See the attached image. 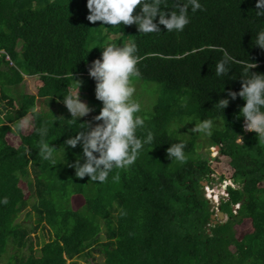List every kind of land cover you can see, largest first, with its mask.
Returning <instances> with one entry per match:
<instances>
[{"label":"trees","instance_id":"1","mask_svg":"<svg viewBox=\"0 0 264 264\" xmlns=\"http://www.w3.org/2000/svg\"><path fill=\"white\" fill-rule=\"evenodd\" d=\"M201 3L204 10L189 12L183 32L161 26L142 34L136 25L89 22L87 0H0V201L7 200L0 203V264H264V142L245 133L243 117L236 118L242 98L223 112L214 108L228 90H240V63L254 62L250 71L264 73V50L254 44L264 17L255 15L257 0ZM174 7L168 0L165 10ZM130 42L139 58L131 82L157 85L152 102L134 95L145 120L137 136L150 131L155 139L107 182L80 179L69 165L82 147L65 141L87 122L98 123L94 117L103 107L88 67L100 57V46ZM224 51L240 63L217 78L214 67ZM27 75L39 77L37 93L15 95ZM78 87L92 111L73 122L62 97ZM29 114L32 128L16 131ZM189 119L222 122L207 138L220 148L214 158L227 159L233 169L231 180L220 176L235 184L227 185L228 199L219 205L225 222L211 223L216 210L203 182L216 169L199 151L203 136L191 132L195 121ZM174 123L187 143L184 164L167 156L178 142L168 132ZM42 128L48 129L45 142L56 148V165L39 155ZM246 220L251 231L240 238L235 227Z\"/></svg>","mask_w":264,"mask_h":264},{"label":"clouds","instance_id":"2","mask_svg":"<svg viewBox=\"0 0 264 264\" xmlns=\"http://www.w3.org/2000/svg\"><path fill=\"white\" fill-rule=\"evenodd\" d=\"M86 6L89 10V22H100L106 27L136 25L138 32L142 34L160 32L161 26H164L168 33L183 32L190 23L189 12L194 14L204 10L201 0H175V7L170 12L165 10L168 0H87ZM138 8L139 11H136ZM255 15L264 17V0H257ZM254 44L264 50V28L255 34ZM100 47V57L88 67V74L95 81L96 99L103 105L99 114L94 117V121L98 123L84 124L82 131L65 141V146L73 149L77 145L82 147V156L69 165L75 169L76 177L83 179L87 176L90 181L103 184L114 169H127L132 166L144 146L151 145L155 137L150 131L143 139L137 136V131L144 128L145 120L138 115L142 111V105L134 98L136 89L131 82L132 77L139 75L136 43L130 42L122 46L109 43ZM236 63H240L238 59L224 51L222 59L215 64V76H228L231 65ZM240 67L243 77L240 90H228L227 98L220 99L214 108L223 112L230 101L242 98L246 103L240 107L236 118L243 117V131L256 133L261 143L264 142V73L250 71L257 67L254 62L240 63ZM79 87L75 92L69 91L62 97L73 122L92 111V108L81 100ZM189 121H195L192 133L206 137H211L222 123L218 119ZM27 123L21 119L17 122L15 130L23 131ZM181 127L174 123L168 130L169 135L176 134L178 142L167 148V156L172 162L184 164L187 162V143L180 139L178 130ZM38 134L41 137L38 145L39 155L43 160L56 165V148L44 140L48 129H39ZM237 142H243L240 135ZM113 179L118 180L119 176ZM0 203L6 204L7 200Z\"/></svg>","mask_w":264,"mask_h":264},{"label":"rangeland","instance_id":"3","mask_svg":"<svg viewBox=\"0 0 264 264\" xmlns=\"http://www.w3.org/2000/svg\"><path fill=\"white\" fill-rule=\"evenodd\" d=\"M132 84L136 89V92L134 95L135 97L140 99L141 102L149 103V102L154 101L155 96H156L155 95V92H156L155 90L157 87L156 83L146 82V81L141 80V83L139 84L135 82H133ZM39 86H40L39 77L37 76L31 77L27 75L25 76V81L23 82V84L17 87H14L12 91L15 95H19L21 93L22 94L23 93L36 94ZM23 120L28 122L25 129L23 130L24 132H27L32 128L33 117L31 114H29L28 116L24 117ZM199 147H200L199 151L201 153H204L208 155L209 157H211L212 166L216 169V173L211 174L213 179H211L210 182L204 181L203 185H204L206 197L210 200L212 204V208L215 209L217 212L220 208L219 205L221 203V200L228 199L227 185H235V184H232V181H230L232 177L233 169L228 164L227 159L218 160L214 158L217 155L218 151H220V148L218 146H211L206 136H203L202 143L199 144ZM221 174H224V176L227 179L230 178V180L226 182L222 181V178H220ZM83 202H84L83 199L81 198L78 199V205L79 204L82 205ZM238 208H239L238 205H236L234 211L236 212ZM227 219H228V216L226 215L225 218L223 220L221 219L220 222H225ZM211 223L214 224L212 221ZM235 228H236L237 236L241 238L244 234L251 231V222L250 220H246L242 224H237ZM96 255L99 256L98 254ZM99 258L100 259L98 261L103 260L101 257Z\"/></svg>","mask_w":264,"mask_h":264},{"label":"water","instance_id":"4","mask_svg":"<svg viewBox=\"0 0 264 264\" xmlns=\"http://www.w3.org/2000/svg\"><path fill=\"white\" fill-rule=\"evenodd\" d=\"M204 184V182H203ZM226 214L225 212H223L220 208L219 210L216 212V214H213L211 216V221L214 223V224H218L220 223L221 219L223 220L225 218Z\"/></svg>","mask_w":264,"mask_h":264}]
</instances>
